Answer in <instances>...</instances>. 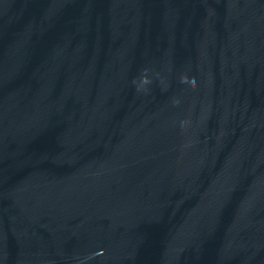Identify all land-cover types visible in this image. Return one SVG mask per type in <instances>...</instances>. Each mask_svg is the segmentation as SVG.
<instances>
[{"label":"water","instance_id":"95a60500","mask_svg":"<svg viewBox=\"0 0 264 264\" xmlns=\"http://www.w3.org/2000/svg\"><path fill=\"white\" fill-rule=\"evenodd\" d=\"M0 264H264V0H0Z\"/></svg>","mask_w":264,"mask_h":264}]
</instances>
